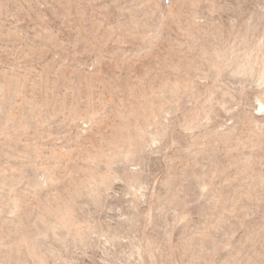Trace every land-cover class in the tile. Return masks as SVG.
I'll return each instance as SVG.
<instances>
[{"label": "rangeland", "instance_id": "rangeland-1", "mask_svg": "<svg viewBox=\"0 0 264 264\" xmlns=\"http://www.w3.org/2000/svg\"><path fill=\"white\" fill-rule=\"evenodd\" d=\"M0 264H264V0H0Z\"/></svg>", "mask_w": 264, "mask_h": 264}]
</instances>
